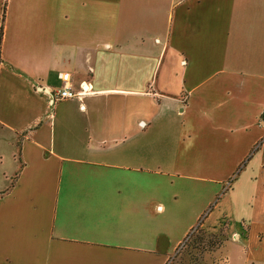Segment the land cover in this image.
I'll list each match as a JSON object with an SVG mask.
<instances>
[{
    "label": "crops",
    "instance_id": "crops-1",
    "mask_svg": "<svg viewBox=\"0 0 264 264\" xmlns=\"http://www.w3.org/2000/svg\"><path fill=\"white\" fill-rule=\"evenodd\" d=\"M198 224L264 264V0H0V264H168Z\"/></svg>",
    "mask_w": 264,
    "mask_h": 264
},
{
    "label": "rangeland",
    "instance_id": "rangeland-1",
    "mask_svg": "<svg viewBox=\"0 0 264 264\" xmlns=\"http://www.w3.org/2000/svg\"><path fill=\"white\" fill-rule=\"evenodd\" d=\"M226 161L221 160H186L183 166L185 167L184 172H189L188 168H192L191 173L202 176V181L199 183H208L210 180L224 179V183H218L217 195L223 192L224 186L227 188L228 180L226 175ZM244 164V163H243ZM213 165H219V169L213 168ZM243 165L238 166L242 168ZM204 176V177H203ZM193 180L194 178H187ZM199 179V178H198ZM204 179V180H203ZM184 180V178H183ZM220 196H223L222 194ZM222 198V197H221ZM220 198V199H221ZM217 198L213 200L214 204ZM223 228L211 229L206 226H201L198 224L193 228L188 236L186 237L183 244L176 249L175 255L172 257L168 264H218L222 263L225 258L222 255H218L217 251L220 249L224 242L227 240L226 233H224Z\"/></svg>",
    "mask_w": 264,
    "mask_h": 264
},
{
    "label": "built area",
    "instance_id": "built-area-1",
    "mask_svg": "<svg viewBox=\"0 0 264 264\" xmlns=\"http://www.w3.org/2000/svg\"><path fill=\"white\" fill-rule=\"evenodd\" d=\"M62 80L64 81V84L61 88H59L56 92L50 93L51 94V102H55L56 100H63L68 98H74V97H82L85 93H87L86 85H82L81 90L76 91L74 90L71 82H70V76L68 73H64L62 75ZM183 244V243H182Z\"/></svg>",
    "mask_w": 264,
    "mask_h": 264
}]
</instances>
